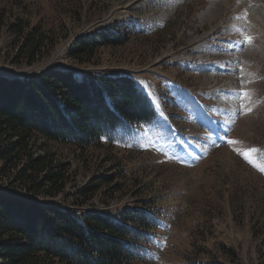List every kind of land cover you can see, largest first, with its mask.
Returning <instances> with one entry per match:
<instances>
[{
  "label": "rangeland",
  "instance_id": "374dc122",
  "mask_svg": "<svg viewBox=\"0 0 264 264\" xmlns=\"http://www.w3.org/2000/svg\"><path fill=\"white\" fill-rule=\"evenodd\" d=\"M52 69L127 72L157 117L101 145L35 136L63 187L26 179L19 153L0 161V199L111 218L151 208L133 264H264V0H0V76Z\"/></svg>",
  "mask_w": 264,
  "mask_h": 264
},
{
  "label": "trees",
  "instance_id": "16d2710c",
  "mask_svg": "<svg viewBox=\"0 0 264 264\" xmlns=\"http://www.w3.org/2000/svg\"><path fill=\"white\" fill-rule=\"evenodd\" d=\"M77 43L75 53L86 50L85 40ZM156 117L149 97L127 72L85 76L52 69L40 82L0 76V161L7 165L26 153L23 175L39 189L47 181L45 193L53 194L63 187V175L50 168L48 156L32 152L35 136L81 147L101 145ZM153 220L151 208L111 218L99 210L75 214L52 204L0 199V264H34L40 253L60 264H133L145 253Z\"/></svg>",
  "mask_w": 264,
  "mask_h": 264
},
{
  "label": "snow or ice",
  "instance_id": "6c2138e0",
  "mask_svg": "<svg viewBox=\"0 0 264 264\" xmlns=\"http://www.w3.org/2000/svg\"><path fill=\"white\" fill-rule=\"evenodd\" d=\"M246 39H248L250 41L251 37H246ZM106 100H108V102L110 103V99L107 96H106ZM228 143H235V141L229 140ZM253 151H254V149H253ZM240 154L247 157V153H240ZM261 170H264V168H262Z\"/></svg>",
  "mask_w": 264,
  "mask_h": 264
}]
</instances>
